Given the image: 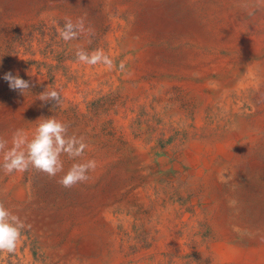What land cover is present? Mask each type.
I'll list each match as a JSON object with an SVG mask.
<instances>
[{"label":"rangeland","instance_id":"1","mask_svg":"<svg viewBox=\"0 0 264 264\" xmlns=\"http://www.w3.org/2000/svg\"><path fill=\"white\" fill-rule=\"evenodd\" d=\"M66 18L93 32L65 42ZM41 117L88 148L56 177L0 169L25 224L0 264H264V0H0V137Z\"/></svg>","mask_w":264,"mask_h":264},{"label":"clouds","instance_id":"2","mask_svg":"<svg viewBox=\"0 0 264 264\" xmlns=\"http://www.w3.org/2000/svg\"><path fill=\"white\" fill-rule=\"evenodd\" d=\"M60 37L65 41H71L83 33L91 34L93 29L85 28L83 18L73 23L70 18L62 28L58 29ZM78 62L94 66L103 64L108 69L115 67L113 60L97 49L91 53L80 49L76 52ZM124 70V63L119 65ZM3 79L8 82L10 89L19 90L21 94L29 90L28 81L21 79L18 74L8 72ZM42 102H55L60 104V93L49 90V86L38 96ZM32 138L29 139L23 130H17L12 137V147L8 148V141L0 137V153L3 154V163L0 164L6 174L13 172L23 173L30 168L45 173L49 177H56L63 171L61 156L66 154L69 158L81 157L88 148L83 137L68 135V126L54 117H41L37 121ZM97 164L95 160H88L83 163H74L69 170L58 180L64 188H72L77 184L89 180L88 172L94 171ZM25 228L21 218L7 209L3 202H0V251L12 253L19 242L22 230Z\"/></svg>","mask_w":264,"mask_h":264}]
</instances>
